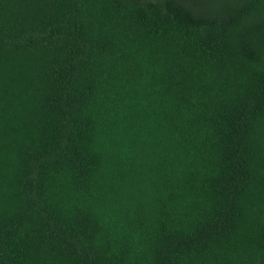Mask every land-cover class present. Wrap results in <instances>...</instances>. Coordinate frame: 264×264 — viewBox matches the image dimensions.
<instances>
[{
    "label": "trees",
    "instance_id": "16d2710c",
    "mask_svg": "<svg viewBox=\"0 0 264 264\" xmlns=\"http://www.w3.org/2000/svg\"><path fill=\"white\" fill-rule=\"evenodd\" d=\"M0 264H264V0H0Z\"/></svg>",
    "mask_w": 264,
    "mask_h": 264
}]
</instances>
